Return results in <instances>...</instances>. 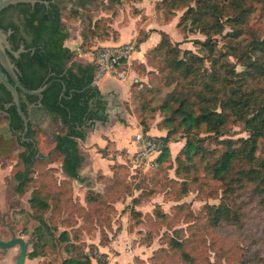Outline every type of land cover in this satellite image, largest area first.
Segmentation results:
<instances>
[{
	"label": "trees",
	"instance_id": "obj_1",
	"mask_svg": "<svg viewBox=\"0 0 264 264\" xmlns=\"http://www.w3.org/2000/svg\"><path fill=\"white\" fill-rule=\"evenodd\" d=\"M46 1L49 2V5L17 3L0 11V27L5 31L12 29L14 49H19L23 44L27 50L21 53L18 58L10 54L15 58L21 83L28 89H36L46 82H52L43 93L41 102L43 109L60 119L62 123L60 131L54 135L52 143L47 146V152L39 154V156L31 154L29 151L34 147L32 143H25L21 147L23 151L18 155L17 163L13 168L19 190H24L27 184L34 180L36 172L38 173L36 175H39L37 171L39 162H48L49 164L58 160L66 175L63 179L64 183L66 181H68L66 183H73L75 180L84 182L86 178L82 176L81 172L84 169L85 156L81 150V143L86 140L88 128L93 127L97 121L105 123L109 120L107 101L99 86L93 85L96 80L97 65L95 63L83 64L75 60L78 52L66 45L69 30L61 5L62 0ZM126 1L107 0L105 8L115 10L117 6L123 5ZM71 2L76 7L72 15L78 16L80 9H86L91 0H71ZM161 4L169 5L175 14L176 11L184 10L177 26L182 30L189 27V31L194 32L198 29L203 32L207 38L204 41L198 40L197 43L208 50L207 57L192 50H182L180 42L174 43L169 33L159 30L161 39L157 45L151 48L150 53H155L156 56L160 55L159 57L163 56L165 68L170 70L168 76L172 81H180V84L168 95L167 101L161 107L163 111L171 115L166 120L168 131L163 138L168 144L177 141L172 139L173 130L170 128L176 120H179L178 125L185 128V131L189 132L205 125L207 132L216 136L224 135L232 123L244 122L249 136L237 140L231 138L222 140L226 149L211 164V173L215 180L227 182L224 183L225 196L231 195L236 187L241 190L250 187L251 201L258 205L252 209L259 208L264 212V153H259V140L264 139V86H262L264 81V37L254 36L245 45L240 40L246 28L250 27L248 18L255 11L254 2L252 0H162ZM9 14H12L13 17H8ZM109 23L107 18L95 21L92 17L89 18L88 32L83 35L82 49H87L85 46L88 45L89 37L91 39L109 37L111 29ZM227 26L231 27V31L225 34V37L228 38V42H226L228 50L221 51L218 56L216 55L217 42L214 39V34H222ZM141 34L142 32H140ZM147 37L148 34L145 32V37L138 38L137 44L140 45L146 41ZM231 55L237 57L242 67L241 70L237 69L236 63L228 59V56ZM206 60H211L210 66L206 65ZM255 82L257 85L254 86ZM63 84L66 86V92L60 98ZM20 96L22 109L28 115L31 104L38 101L39 98L26 95L21 91ZM0 102V107L8 113L11 127L22 129L23 121L15 106L4 108V104L12 102V96L8 90L1 96ZM144 131L148 132L149 127L145 126ZM36 133L34 124L30 123V136L34 137L35 142H37ZM185 138V144L176 156V173L179 178L183 179L182 190L176 195L177 200L188 195L187 179L195 178L197 172L195 156L204 152L201 138L197 140L186 136ZM170 159L171 148L167 145L156 158L154 168L164 172L163 167ZM118 177L115 175L114 180L112 179L113 184L105 190L107 198L99 193L93 194V191H88V203L99 199L102 206L114 209V202L122 194L119 190L114 189L117 188ZM229 177L230 179L227 181ZM45 182L48 184V190L42 186L41 182L40 186L32 191L29 203L41 226L46 225L50 228L53 219H48L45 214L50 209L51 196L57 197L55 202L56 205H59L58 192L60 188L58 186L51 187L47 180L44 181L45 185ZM49 190L54 191V194L47 192ZM154 192V189L146 190L143 195L151 196ZM109 198H112L110 202H108ZM133 202L139 204L140 197H135ZM204 209L207 222L190 226L189 237L195 236L200 229L206 231V229L217 228L223 221H230L233 216L230 214L225 200L217 206L215 204L205 205ZM185 213L189 217L194 213L190 204L181 203L175 206V214ZM131 215L137 220L132 224L130 230L140 223L142 213L132 208ZM154 215L158 219H169V214L163 212L160 206L155 207ZM240 224H242L240 229L243 230L248 225L251 233L255 235L253 219L249 218L247 224L239 222ZM199 225L200 227H197ZM183 232V228L175 230L172 234L165 232L167 239L165 240L167 245L181 249L183 257L193 262L189 252L183 249L186 244ZM262 237L259 246L262 256L257 262L258 264H264V224ZM59 239L67 242L69 233L66 230L61 232ZM151 240L152 237L149 240V245ZM110 242L111 239L104 246ZM38 255L39 251L36 250L32 257ZM103 255L107 254L103 253ZM94 260L95 256L87 252L78 257L67 258L62 264H94Z\"/></svg>",
	"mask_w": 264,
	"mask_h": 264
},
{
	"label": "rangeland",
	"instance_id": "obj_2",
	"mask_svg": "<svg viewBox=\"0 0 264 264\" xmlns=\"http://www.w3.org/2000/svg\"><path fill=\"white\" fill-rule=\"evenodd\" d=\"M100 1L95 0L93 5H88L86 9H80V14L74 16L72 12L76 7L73 2L62 0L61 5L66 16V24L70 22L80 23L82 34L87 33L89 18H93V11L98 13L97 11L101 7ZM252 1L255 5V11L248 18L250 27H247L240 37L243 45L249 43L254 36L264 37V1ZM106 2L107 0H104L102 3L103 13L104 15H111L106 11ZM126 2H130V0ZM126 2L120 5L122 8L117 6L115 10H109L113 15H117L121 9L125 11V14L123 13L125 17L129 14L133 15L134 9L132 10L130 3ZM143 2H147V0H143ZM161 2L162 0H153L148 12L149 15L144 10L140 14L144 17H152L151 23L169 24L164 31L169 33L174 43L180 42L182 50H192L207 57L208 50L197 43L198 40L204 41L207 36L198 29L194 32L189 31V27L184 30L180 29L177 24L184 10L176 11L175 14L169 5H163ZM103 18L106 19V17ZM108 19L109 21L112 20L111 17ZM110 28L109 34L113 31L111 26ZM144 30H141V35L139 32L135 38L128 42L134 45V51L126 67L127 74L131 69H134L138 80L132 83L133 94L130 100L120 103V106L124 107V112L136 116L138 125L143 131L144 127L148 126L149 130L154 129L156 132L159 130L166 135L168 131L166 120L171 115L163 111L161 107L167 101L168 95L180 84V81L171 80L168 76L170 70L165 68L163 56L159 57L160 55L156 56L155 53H150L151 48L143 51L137 57L134 55L139 47L137 39L145 37L146 29L144 28ZM230 31L231 27L227 26L222 34H214V39L217 42L216 55L219 56L221 51L228 50L226 45L228 38L225 37V34ZM112 34L115 37L116 34ZM100 39H104V37ZM160 39L161 35L159 41ZM88 40L90 41L88 43L92 44L90 37ZM228 59L237 64L238 70L242 69L237 57L231 55L228 56ZM206 65L210 66L211 60H206ZM253 85H257V82ZM262 86H264V81ZM116 114L117 118H114V121L119 126L123 118L119 111ZM2 118L4 116H0V119ZM178 122L179 120L174 121L170 127L173 130L172 139L177 140L174 142H178L176 145L178 147L174 149V146L171 145V159L165 163L164 172L156 168L135 167L131 158L128 157L129 154H126L125 151L121 152L123 157L120 160H113L114 149L117 150L123 145L120 141H114L104 133L100 134L96 130V126L92 128L95 135L91 142L81 143L82 151L87 159L82 175L86 178L84 182L75 180L73 183H66L68 181L64 183L63 179L66 175L62 170L60 161L57 160L49 164L44 161L46 163L39 162L37 165L39 175H36L38 174L36 172L33 177L34 180L27 184L24 190H19L13 170L18 160L17 151H14L11 156H0V237L7 239L11 236L8 229L9 225L12 226L16 235L22 236L25 240H30L28 253L36 248L32 244L35 241V228L40 226V221L34 216V209L31 207L29 199L32 191L40 186L41 182L43 183L42 186L48 190V184L46 182V185L44 184V181L47 180L51 187L58 186L60 188L58 192L59 205H56L55 202L57 197L51 196L50 209L45 216L50 220L53 219V222L51 221L50 228L43 225L39 231L41 239L38 250L43 255L36 259H27L25 264H59L63 257H78L87 252L95 256V263L102 264L108 261V253L111 255L116 248L110 243L107 246L104 245L112 238L116 240L122 229L129 234L125 236V239H122L125 242L124 250L132 252L131 260L133 262L130 264H258L257 262L262 256V250H259V246L260 240L263 238L264 212L259 208L252 209L258 205L251 201L250 187L245 190L236 187L231 195L225 196L224 183L227 182L215 180L211 173V164L226 149L222 140L227 138L237 140L249 136L244 122H230L232 124L227 132L221 136L207 132L205 125L188 132L178 125ZM34 127L37 130L35 138L39 153L47 152V146L52 143L54 135L62 127L60 120L52 115H46L41 124L35 123ZM89 129H87V133L91 130ZM113 131L115 137H119L121 140H124L127 134L123 128H115ZM185 136L194 140L201 138L204 152L195 156V170L197 172L195 178L187 179L188 195L177 200L176 195L182 190L183 179L179 178L176 173V156L185 144ZM128 139L129 141L132 140L131 136ZM101 143L106 146V149L101 150L99 148ZM259 153H264V139L259 140ZM115 175H118L119 179H117V188L114 189L119 190L122 194L114 202V209L102 206L99 199L88 203V191H93V194L99 193L107 198L105 190L113 184ZM229 179L230 177L227 181ZM150 189L155 190L151 196L143 195L146 190ZM47 192L54 194V191L49 190ZM135 197H140L141 202L139 204H134L133 199ZM111 199L109 198L108 202ZM223 200L226 201L230 214L233 215L231 220L223 221L217 228L206 229V231L200 229L195 236L189 237L191 234L190 226L207 222L204 206L213 204L217 206ZM181 203L191 205L194 212L190 214L191 217L186 213L175 214V206ZM156 206H160L163 212L169 214L168 220L155 217L154 209ZM132 208L140 211L142 217L140 223L130 230L132 224L137 220L131 215ZM249 218L253 219L255 235L251 233L248 225L243 230L240 229L242 224L239 225V222L247 224ZM181 228L184 230L186 241L183 249L189 252L193 262L183 257L181 249L166 243L165 232L172 234ZM65 230L69 233L67 242L58 239L61 232ZM151 237L152 240L149 245ZM193 241L196 243H192ZM138 246H140V250H138ZM104 251L106 256L103 255ZM19 252L18 246L7 250L5 253L0 249V264H16Z\"/></svg>",
	"mask_w": 264,
	"mask_h": 264
},
{
	"label": "crops",
	"instance_id": "obj_3",
	"mask_svg": "<svg viewBox=\"0 0 264 264\" xmlns=\"http://www.w3.org/2000/svg\"><path fill=\"white\" fill-rule=\"evenodd\" d=\"M94 1L95 0H91L89 5H93ZM101 1L99 2L101 4V7H99L98 9L97 11L98 13H95V11H93L94 12L93 19L95 21L103 17L112 18L109 24L112 27L114 32L112 31L109 37L104 38V39H100V38L92 39L91 41L92 44L88 43V45L85 46V48L87 49L84 50L82 49L84 36L82 34V27H80L81 24L77 22H70L67 24V27L69 30V37L66 40V45L72 50H75L76 52H78V56L76 57L75 60L79 63H83V64L95 63L98 49H100V47L128 43L133 38H135L136 35H138L139 32H141V30L145 31L144 30L145 28L146 33L148 34V37L146 41H144L143 43L139 45L138 51H136V53L134 54L137 57V55H140L141 53H143V51L145 52L148 49L153 48L159 41V38H160L159 30H162V29L166 30V27L169 26V24L160 25V23L159 24L151 23L152 17H149V16L144 17L142 14H140V12L144 10L147 13V15H149L148 12H149V9L151 7V3L153 0H147V2H143V0H130V2H126V3H130V8L132 7V10L134 9L133 10L134 14L133 13H132L133 15L129 14L127 17H125L124 15L125 11L123 9H121L117 15H113V13L109 9H106V11L111 13V15L110 14L104 15L103 10H102V3L104 0H101ZM112 33L116 34L115 37ZM89 45L91 46L89 47ZM130 72L127 74L125 79H120L116 74L105 73L101 77H98V78L96 77V80H95L96 85L99 86L104 99L107 101V113L109 114V120L105 123H102L101 121H97L94 126L97 127L96 130L99 131L100 134L104 133L108 135V137H110L112 140L120 141L121 145H123V146L120 145L121 147H119L117 150L114 149L115 151L113 152V155H112L113 160H120L123 157L121 155L122 151H125L126 154H129L128 157L131 158L135 150L134 143H133V136L142 130V128L138 125V119L136 118V116H133L130 113L124 112V107L120 106V103H124L125 101L130 100L133 94V86H132L133 84L132 83L133 81L138 80L136 77L137 73L134 71V69H131ZM116 108H117V112L119 111V113L121 114V117L123 118L119 126L116 124V121H114L115 120L114 118H117ZM0 116L2 117L3 114H0ZM4 123H7V121L2 118V120L0 121V124L2 125ZM33 123L35 124L38 122L34 121ZM93 127L90 128L91 130L89 129L90 131L89 133H87L86 140L83 142H86V143L91 142L92 137H94L95 135L92 129ZM115 128L124 129L125 133H127L126 136L124 137V140H121V138L119 137L117 138L115 137L114 131H113ZM149 133L153 135H158L161 137L165 135L164 133L159 132V130L157 132L154 131V129L149 130ZM130 136L132 140L129 141L128 138ZM177 143L178 142H170V144L168 145L170 147L171 145L174 146V149H175L178 147L176 146ZM102 144L103 143L99 144V148L101 150L106 149V146ZM82 149L83 147L81 148V150ZM86 160L87 159L85 156L83 171L85 170ZM83 171L81 172L82 175H83ZM128 235L129 234L127 233V231H124L122 229L116 240H113L112 238L110 244L115 245L116 248H115L114 253L110 252L111 255L107 252L109 256L107 258L108 261L106 264H130L131 262H133V260H131L132 252L124 250L125 246H123L125 245V242L122 238L125 239L126 238L125 236H128ZM140 246H138V250L141 249ZM134 259H135V256H134ZM94 264H99V263L94 262Z\"/></svg>",
	"mask_w": 264,
	"mask_h": 264
},
{
	"label": "water",
	"instance_id": "obj_4",
	"mask_svg": "<svg viewBox=\"0 0 264 264\" xmlns=\"http://www.w3.org/2000/svg\"><path fill=\"white\" fill-rule=\"evenodd\" d=\"M17 3H31L33 5L36 3H43L49 5V2L46 0H0V11L11 4ZM12 32V29H8L7 31H5L0 27V82L11 93L12 102L9 105L15 106L17 112L19 113L23 121L25 133H27L30 126V121L32 120V117L36 115L38 105L42 106L41 99L43 98V93L48 89L52 82H46L45 84L36 89H28L21 83L18 76V68L12 62L9 53L18 58L21 52L25 51V48L24 45H22L19 50L14 51L12 49V46L8 40ZM93 85H96V82H94ZM20 91L26 95L37 96L39 98L38 105L32 104V106L30 107V114L28 115L22 109ZM65 92L66 86L65 84H63V90L61 92L60 98L65 95ZM0 131L3 133L4 136L0 139V154L2 156H8L15 149L16 144H18L17 139L13 137L9 123H4L2 125L0 124ZM29 140L35 142L33 138ZM16 244L21 245V253L17 258V264H24L27 255L26 241L23 238L15 236L12 237V239L9 241H4L0 239V247L4 249L12 247Z\"/></svg>",
	"mask_w": 264,
	"mask_h": 264
},
{
	"label": "built area",
	"instance_id": "obj_5",
	"mask_svg": "<svg viewBox=\"0 0 264 264\" xmlns=\"http://www.w3.org/2000/svg\"><path fill=\"white\" fill-rule=\"evenodd\" d=\"M134 45L131 43L104 46L98 49L95 59L97 65L96 77L105 73L116 74L120 79L127 76V64L129 63ZM135 150L131 160L135 167L152 169L156 166V158L162 149L168 145L166 140L149 132L139 131L133 136Z\"/></svg>",
	"mask_w": 264,
	"mask_h": 264
},
{
	"label": "flooded vegetation",
	"instance_id": "obj_6",
	"mask_svg": "<svg viewBox=\"0 0 264 264\" xmlns=\"http://www.w3.org/2000/svg\"><path fill=\"white\" fill-rule=\"evenodd\" d=\"M13 17V15L12 14H9L8 15V17ZM8 40H9V42H10V44H11V46H12V49L14 50V51H16L15 49H14V47H13V44H12V36L10 35L9 36V38H8ZM23 44H21L20 45V47H19V49L21 48V46H22ZM24 48H25V46H24ZM19 49H17V50H19ZM27 50L25 49V51L24 52H26ZM21 53H23V52H21ZM11 53H9V55H10ZM10 57H12L11 55H10ZM12 59V62L14 63V64H16L15 63V58H11ZM4 70V69H3ZM11 80V79H10ZM7 91V89L5 88V86H3L2 85V83L0 82V99H1V96L2 95H4L5 94V92ZM1 103V102H0ZM38 103H39V100L38 101H35V102H33L32 104H36V105H38ZM10 103H6V104H4V108H8L10 105H9ZM32 104H31V106H32ZM30 106V107H31ZM0 113H2L3 114V116H4V118L3 119H5L6 121H7V123H9L10 124V119H9V116H8V113L5 111V110H3L1 107H0ZM40 113H42V114H40ZM29 114H30V111H29ZM46 115H49L48 114V112H46L44 109H43V105L42 106H40V105H38V109H37V111H36V115L35 116H33L32 117V120L30 121V123L31 124H34L33 122L34 121H36V122H38V124H41V122L43 121V119L45 118V116ZM2 119H0V121H1ZM60 120V119H59ZM61 122V121H60ZM62 124V123H61ZM10 127H11V124H10ZM11 131H12V135H13V137L14 138H16L17 139V143L18 144H16V146H15V149L10 153V155L9 156H11L12 155V153L14 152V151H17V153H18V155L23 151V150H21L22 148L21 147H23V145L25 144V143H32L33 144V149L31 148V150L29 151L31 154H35L36 156H39V149H38V145H37V142H32L31 140H29V139H31V138H33L34 139V137H31L30 136V126H29V130H28V132L27 133H25V129H24V125H23V128L22 129H13L12 127H11ZM4 136H3V133L0 131V139L1 138H3ZM34 141H35V139H34ZM0 156H2L1 154H0ZM2 157H4V156H2ZM40 226H41V224H40ZM40 226H38V227H36L35 228V231H34V233H35V241L33 242V244H32V246H36V248H34V250L32 251V252H30V253H28V248H29V245H30V240H25L22 236H19V235H16L15 233H14V229L12 228V226H9L8 225V229H9V231H10V233H11V236L9 237V238H7V239H2L1 237H0V239L1 240H4V241H9V240H11L12 239V237H20V238H23L25 241H26V243H27V255H26V258H25V261H24V264H25V262H26V260L27 259H36V258H38V257H40V256H42L43 254L41 253V252H39V255L38 256H36V257H32V254H33V252H35L36 250H38V245L40 244V239H41V236H40V233H39V228H40ZM59 239V238H58ZM60 240V239H59ZM16 246H18L19 247V249H20V252H19V254H18V256L20 255V253H21V245L20 244H16V245H14V246H12V247H9V248H7V249H4V248H2V247H0V249L5 253V252H7V250H9V249H11V248H13V247H16ZM39 251V250H38ZM62 252V251H61ZM63 253V252H62ZM18 256H17V258H18ZM17 258H16V264H17ZM67 258L66 257H63L62 259H61V261L59 262V264H62L65 260H66Z\"/></svg>",
	"mask_w": 264,
	"mask_h": 264
}]
</instances>
